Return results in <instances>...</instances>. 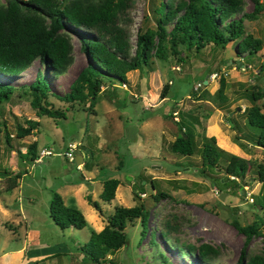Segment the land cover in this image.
<instances>
[{"label":"rangeland","instance_id":"obj_1","mask_svg":"<svg viewBox=\"0 0 264 264\" xmlns=\"http://www.w3.org/2000/svg\"><path fill=\"white\" fill-rule=\"evenodd\" d=\"M242 1V11L236 16L252 9L250 0ZM259 2L263 6L260 14L243 18L245 33L260 41L255 54L239 55L235 44L229 42L223 49L207 45L197 53H188L179 63L164 48V59L151 57L149 68L128 71L125 84L105 82L92 108H87V102L84 110L81 103L70 105L48 95L53 108L64 110V118L37 117L28 94L21 91L22 85L43 70L36 60L16 76L0 77L17 87L10 99L0 104V264H90L81 261L79 246L92 231L103 227L115 206L139 203L146 221L141 224L136 218L127 222L123 229L126 243L99 264H203L186 252L187 246L201 243L217 249L208 264H234L241 249L245 257L264 255V182L257 178V165L264 167V149L247 141H233L234 132L225 120L230 111L239 132L256 131L243 125L240 112L249 103L244 90L252 87L264 92V0ZM157 3L132 0L126 25L131 52L137 30L154 26L152 7ZM72 43V62L66 71L60 75L46 72L52 94L63 93L85 64L75 38ZM184 54L182 51L181 56ZM223 60L229 61L225 64ZM220 76L226 80L228 104L218 108L213 93ZM204 80V85L194 89ZM165 84L168 87L162 98ZM257 104L264 110V98ZM176 112L196 116L193 133L198 146L202 135L213 136L219 148L248 160L243 178L237 181L240 190L228 182L217 184L216 179L223 176L219 170L213 173L204 168L206 172L201 173L197 152L181 156L170 151L169 144L178 133ZM26 120L37 125L18 137L16 128L27 127ZM32 143L38 155L34 161L30 159ZM70 144L75 146L74 155H82L80 164L63 156ZM42 149L49 153L41 155ZM108 177L118 179L119 184L114 198L103 202L99 199L101 181ZM134 188L140 189L136 198ZM156 191L166 196L155 199ZM52 192L62 197L64 205L81 212L84 227L60 229L54 225L48 216ZM87 194L97 202L100 213L87 203ZM232 221L240 226L254 222L259 234L246 240ZM19 249L26 250L16 253ZM28 255L35 258L27 260Z\"/></svg>","mask_w":264,"mask_h":264},{"label":"trees","instance_id":"obj_2","mask_svg":"<svg viewBox=\"0 0 264 264\" xmlns=\"http://www.w3.org/2000/svg\"><path fill=\"white\" fill-rule=\"evenodd\" d=\"M250 12L242 11V0H158L152 7L153 27L138 29L133 51H130L126 25L128 10L132 0H5L0 3V77H13L20 74L36 60L43 68L42 72L26 85L22 93L28 94L29 105L37 117L64 118V110L53 108L47 100L48 95L67 104L87 102V108L94 106L97 94L105 82L125 84L126 73L134 69L149 68L151 57L164 59V48L177 61L183 62L188 53H197L207 45L223 49L227 43L235 44V51L241 55H253L260 46V41L245 33L243 18H256L263 9L259 0H250ZM85 58L81 67L61 94L50 93L46 72L60 75L72 62V39ZM182 51L185 56H181ZM229 60H223L227 63ZM238 64V61L235 62ZM167 84L162 90V98L167 91ZM226 80L220 76L213 93L218 108L226 107L228 98L224 93ZM16 86L0 79V104L7 102ZM195 97V91L190 89ZM248 104L240 113L244 124L255 128V133L239 132L229 116H225L228 127L234 132L233 141L250 142L264 149V110L257 100L264 98V92L244 90ZM85 110V109H84ZM172 113V111H171ZM178 113V112H176ZM175 121L178 133L169 144L173 153L190 156L197 152L202 160L201 173L204 168L223 176L216 179L217 184L227 182L232 188L241 189L237 181L246 172L248 160L225 152L215 144L213 136L202 135L200 144L194 139L193 126L198 123L191 113H178ZM27 127L17 126L16 135L22 137L37 125L34 120H26ZM5 142L9 136L4 133ZM30 159H38L34 143L30 146ZM81 155V154H80ZM83 162V159H82ZM19 174H16V179ZM257 178L264 182V167L257 165ZM142 178L139 179V182ZM119 181L108 177L101 181L99 199L109 202L114 198ZM154 188L153 182H150ZM16 184H12V187ZM140 189L132 190L133 197H138ZM223 192L222 189L218 190ZM166 196L156 191L153 197ZM87 203L98 213L99 206L90 195L84 196ZM48 216L60 229L68 226L80 229L85 226L81 212L64 205L62 197L52 192L48 203ZM139 218L141 224L146 221L142 204L131 207L115 206L106 217L105 224L98 231H92L86 242L79 246L81 261L99 264L106 255L119 249L126 243L124 227L127 222ZM234 228L247 240L253 234H259V227L254 222L240 226L232 221ZM264 240V238H263ZM186 252H192L203 264L211 262L217 249L209 244L187 246ZM234 264H264V255L253 254L245 257L241 249Z\"/></svg>","mask_w":264,"mask_h":264},{"label":"built area","instance_id":"obj_3","mask_svg":"<svg viewBox=\"0 0 264 264\" xmlns=\"http://www.w3.org/2000/svg\"><path fill=\"white\" fill-rule=\"evenodd\" d=\"M201 85H204V83L201 82V81H198V82L196 83L194 89H197V87H200ZM74 147H75V146H73L72 144H70V145L68 146L67 150L64 152L63 156L66 157V158L69 159V160L74 159V153H73ZM47 153H49V151H47V150H45V149H42V150L40 151V154H41V155H44V154H47Z\"/></svg>","mask_w":264,"mask_h":264},{"label":"water","instance_id":"obj_4","mask_svg":"<svg viewBox=\"0 0 264 264\" xmlns=\"http://www.w3.org/2000/svg\"><path fill=\"white\" fill-rule=\"evenodd\" d=\"M203 83L205 84L206 80H204ZM236 109L239 110L240 108L237 107ZM74 161H75L76 164H80L82 162V157H81V155L79 153L74 155ZM221 195H222V193L219 194V198L220 199H221Z\"/></svg>","mask_w":264,"mask_h":264},{"label":"crops","instance_id":"obj_5","mask_svg":"<svg viewBox=\"0 0 264 264\" xmlns=\"http://www.w3.org/2000/svg\"><path fill=\"white\" fill-rule=\"evenodd\" d=\"M81 157H82V155H81ZM82 159H83V157H82ZM83 179L86 180V177H83ZM88 180H91V178H88ZM25 250H26V249H24V250L19 249V250L16 251V253H19V252H22V253H23ZM26 252H27V251H26ZM28 252H29V251H28ZM50 256H52V255H50ZM23 257H25L24 254H23ZM28 257H29V258H28ZM28 257H27V258H28L27 260L35 258V257H33V255H31V256L28 255ZM48 257H49V256H48ZM37 258H38V257H37ZM39 258H40V257H39ZM44 258H47V257H44ZM34 260L36 261V259H34ZM41 260H42V259H41Z\"/></svg>","mask_w":264,"mask_h":264}]
</instances>
